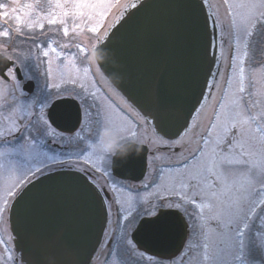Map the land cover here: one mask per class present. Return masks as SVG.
Returning a JSON list of instances; mask_svg holds the SVG:
<instances>
[{
    "label": "water",
    "instance_id": "obj_1",
    "mask_svg": "<svg viewBox=\"0 0 264 264\" xmlns=\"http://www.w3.org/2000/svg\"><path fill=\"white\" fill-rule=\"evenodd\" d=\"M210 17L204 0H139L95 48L103 73L153 124L157 121L151 112L158 107L167 111L169 119L162 124L166 137H176L189 125L214 71L217 48L204 55L209 41L217 42ZM0 62L12 63L2 53ZM32 88L33 82H27L25 89ZM53 115L61 130L75 129L79 104L58 99ZM127 144L125 154L113 157V171L139 179L145 172L146 146ZM10 209L14 245L26 264H90L107 223L103 196L86 174L75 170L37 177ZM165 211L157 223L144 224L131 235L140 248L159 256L176 254L187 233L181 214Z\"/></svg>",
    "mask_w": 264,
    "mask_h": 264
},
{
    "label": "snow or ice",
    "instance_id": "obj_2",
    "mask_svg": "<svg viewBox=\"0 0 264 264\" xmlns=\"http://www.w3.org/2000/svg\"><path fill=\"white\" fill-rule=\"evenodd\" d=\"M101 6L88 3L86 0H77L70 7L72 16L77 17L85 14L80 11L81 9H95ZM25 7L32 9L33 5L27 4ZM56 7L62 11L58 14L49 13L48 16L39 17V19H46L52 25L57 23L66 25L64 17H67L69 12L63 11L65 5L59 2ZM130 7H136V3H132ZM228 7L234 13L229 23V34L235 33L236 39L237 53L233 56L236 89L232 91L230 87L225 103L221 105V112L216 117V123L211 126V131L207 134V138L203 139L202 145L197 146L190 158L178 160V168L173 167V173L170 175L173 186L171 188L165 186V190L171 191L175 198L157 195L154 201L140 203L138 211H132L130 206L125 212L122 217L125 223L121 228V238L117 246L118 248L122 246L130 257H135L140 251L131 238V233L143 227L144 224L157 223L161 216L168 214L165 211L167 209L185 214L193 220L191 228L198 241L195 247L201 249V252L193 257L195 264H257L258 257L259 264H264V104L250 101L245 107L242 104L243 97L237 95L245 92L243 58L248 56V52L241 53L240 48L241 46L247 48L249 41L255 35L264 37V0H236ZM8 8L7 3L0 2V16L5 20L10 14L18 11L16 7H12L10 13ZM27 15L28 13H25V16ZM14 19L18 24L25 23L19 15L14 16ZM214 20L215 17H213ZM26 26L29 29L36 26L41 29L44 27L43 23L36 21H29ZM78 27L79 25H73V31ZM20 30L19 27L16 28L17 32ZM62 31L64 36L69 35L67 26H63ZM90 31L95 33L97 28L92 27ZM0 37L9 38L10 31L5 28L0 31ZM60 47L66 49L69 44H63ZM75 47L78 51L84 50L79 44ZM213 47L222 48V43L217 45L210 40L204 49L205 57L212 52ZM51 51L56 53L59 59L61 53L56 52L55 48H51ZM42 55L48 57L49 51L42 50ZM4 59L12 61V58ZM66 59L71 64L73 54H69ZM213 61L215 62V56ZM14 64L15 61H12L11 64L3 63L0 67V76L6 81L15 79L11 75L17 71ZM51 64L52 61L48 60L45 69L47 96L39 107L35 101L32 106H29L28 123L21 128L13 122L6 131H0V159L3 160L0 167H7L9 170L19 168L21 172L20 179L6 192L9 199L17 196L20 190L18 185L22 184L24 176L28 173L35 175V172L43 171L39 164H36L35 172H33V168L29 166L30 163L43 158L41 162L51 161L52 165L59 164L71 170L77 167V161L84 154L80 152L75 154V158L70 155L67 160H61L55 155L41 151L38 137L46 136L53 143H59L65 147L70 145L72 140V137L65 136L54 126L56 121L53 113L56 102L64 97L67 89H60L58 85L47 82V77L52 74ZM20 70L23 71V69ZM87 72L88 69L85 68L84 73L87 74ZM209 74L211 75V72ZM33 106L35 111L32 110ZM253 109L257 110L253 111ZM99 114L97 112L98 116ZM150 115L157 121L156 124H150L154 132L152 140L154 145H164L169 148L174 144L182 146V138L176 141L165 139L168 131L162 127V124L169 119L165 109L158 107ZM95 122L98 133L100 127L106 126L111 119L105 116L104 120ZM143 122L149 124L148 117H145ZM157 127L160 132H155ZM126 130L131 132L130 127ZM33 132L36 136H33ZM15 133H19L20 141L17 142L19 146L8 147L10 143L7 137ZM131 134L133 137L136 135L135 132ZM74 138L82 139V136L80 133H75ZM20 160L23 163H19ZM49 166L46 165V167ZM104 174L107 175V171ZM159 179H163V176ZM177 184L179 191L175 187ZM129 190L132 191L134 188ZM9 199L0 197V219L6 212L11 211L8 207ZM189 206H194L196 211L189 212ZM140 256L142 258L143 253H140ZM12 259L9 255L8 260ZM113 264H121L118 254L114 257Z\"/></svg>",
    "mask_w": 264,
    "mask_h": 264
},
{
    "label": "rangeland",
    "instance_id": "obj_3",
    "mask_svg": "<svg viewBox=\"0 0 264 264\" xmlns=\"http://www.w3.org/2000/svg\"><path fill=\"white\" fill-rule=\"evenodd\" d=\"M92 1L93 0H86V2L88 3H94ZM204 1L206 2L209 12L212 14V17H215L214 21L218 31L219 44L222 43V48H219V59L217 67L213 73L212 79L207 88L208 93L206 94V97L203 103L201 104V106L203 105V107L200 106L198 108L186 132H184L177 139L169 140L176 141L182 138V146L174 144L171 148L167 147L166 149H162V146L164 145H154L152 143V140L154 139V132L153 129L150 127V124H152L151 121L148 119L149 124H145L143 122L144 117H140L139 119L141 121V124L140 127H137V130L139 131L137 132L134 129V124L131 123L127 118H125L124 115L122 116L110 104V102L105 98V96L100 92V90L96 88L94 82L95 79L90 75V73H84V69L86 68L85 60L87 59L84 58V55L82 56V58L79 57V54H76V57L73 56V62L71 64L66 59V57L69 56V53H66L65 51L74 48L77 44L81 45V47L86 50L89 54H92L94 48L104 38V35L115 23V21L122 15L124 9L130 7L132 3H135V0H124L117 8V10L119 11L116 10L113 14L110 15L109 18L106 12L108 11V8L114 2H116V0H98L97 2L102 6L99 7V19L97 20L98 23L96 24H94V21H90L88 19L82 20L80 16H77L73 20L70 19L74 18L72 16V9L70 6L73 2H77V0H22V2L21 0H0V2H4L9 5L8 11L10 13L12 7H16L18 9L16 13L10 14L7 20L3 19V17L0 16V31L4 30L5 28L10 31L9 38L0 37V51L2 53H7L8 55H10L11 58H13L16 61V64H18L19 66L22 64L25 68L31 65L30 67L24 70L26 71L27 75L31 78H34L35 81L43 82L42 85L44 84L45 87L43 90L44 94L46 93V95L47 89L45 69L47 67V61L51 60L52 74L51 76L47 77V82L49 84L58 85L60 89H67L64 94H72L78 97L85 108L84 112L86 120L89 121L90 124L94 119H96L97 112H99V120H104L105 116L110 117L111 122L107 123L106 126H110L120 131L124 135L126 140L135 139L138 142L149 144L152 151H154L149 156V162L151 165L150 172H153V169L155 168L158 162L163 161L164 163H169L172 161L179 160L188 153H190L195 148L197 142L203 143V139H206L207 134L211 131V126L216 123V117L221 112V105L225 103V97L228 94L230 87L232 91H235L237 86L235 79L236 73L233 67L235 61L233 59L231 61L229 58H226L228 50V32L226 27L227 23L229 24L230 22H228L229 17L232 19V17L234 16L233 11L228 7V5L230 3L236 2V0ZM57 2L65 5L63 11L69 12V15L67 17H64V19L66 20V25H63L69 28L68 36H64L62 31V25L60 26L58 25V23L52 25L49 24L46 19H39V17L48 16L49 13H60L62 9L56 7ZM27 4H32V9H28L27 7H25ZM40 7H43V11H41ZM86 11H90V9ZM25 13H28V15L25 16ZM16 15L21 16L25 20V23L18 24L17 21L14 19V16ZM70 20L74 22L70 23ZM29 21L43 23L44 27L43 29H41L36 26L29 29L26 26ZM97 24H99L97 32H91L90 29L92 27H95V25ZM73 25H79V27L75 31H73ZM17 27L21 29L19 32L16 31ZM60 35L62 40H59L57 38V36L59 37ZM73 35H77L76 37L78 39L76 41L74 40ZM97 37L100 38L97 39ZM53 38H57V41L51 42ZM63 44H69V47L66 49H61L60 45ZM51 48H55L56 52L61 53L59 59L57 58L56 53L51 51ZM42 50L49 51V56L45 59L42 55ZM76 51H78V49H76ZM244 51L248 52V56L243 58V67L245 69L243 73V83L245 87V92L238 93L237 95L243 97L242 104L245 107H247V104L250 101H256L260 104H264V37L260 35H255L249 41L247 48L241 46L240 52L242 53ZM236 53L237 49L235 44L234 56L236 55ZM37 57L39 59H37ZM89 59L90 61H93L92 57ZM43 64L45 65L42 66ZM92 64L94 65L95 63L92 62ZM227 64H231L229 66L230 74H228L227 71H224L225 67H227ZM37 66H42L40 71L37 69ZM95 70L98 79L105 85V87H107L106 78L102 76L99 70H97L96 68ZM4 81L5 80L0 76V82L4 83ZM81 85H83L84 89H79ZM9 90L8 92H13L12 95L13 98H15L14 93H16V90L14 88L13 90ZM50 90L55 91V89ZM3 92L4 91H2V89L0 88V101L4 100ZM215 96H217L216 99ZM222 96L223 98L221 100ZM214 99L215 102H213ZM10 107L12 106L10 105L4 111V118L6 119V121H8V128L12 125L13 122H16L17 119L15 116L16 107L12 110ZM256 110L257 109H253V111ZM209 112L214 118V122L210 124V127L208 128L207 121H209ZM128 127L131 128V132L126 130ZM132 132L136 133L134 137L131 134ZM77 141L78 139L73 137L69 149L63 154L57 152L56 158L60 157L61 155L70 156L80 153L81 151L79 149V146L75 145ZM72 146H76L77 148ZM176 147H179L177 151L176 149L174 150V148ZM92 152H88L86 156L84 155V157L92 159V161L94 162L93 167L99 171V176L103 179L104 182L109 183L110 189L115 194L118 192V200H121V202L124 203L114 209V212L117 211V213H115L114 215L111 214V225L109 224L110 227L108 228V231L105 232L106 237L104 244L102 245L101 250L99 249V253L96 255L95 258L96 260L97 258H99V260L93 261L92 264H113V259L117 254L121 258V264H195L193 257H196L201 252L200 248L195 247V245L198 243L195 236L194 240L193 238L191 239L189 247L185 248L181 255H178L177 257L170 260H161L159 258L149 256L141 250L139 251V253H137L135 257H130L124 251L122 246L120 248H118L117 246L118 241H120L121 238V228L125 223L122 217L125 215V212L129 209L130 206H132L133 210L142 202L154 201L157 195H160L162 197L175 198L171 191L165 190V186L169 188L173 186L172 182L170 181V175L173 173V167H163V169L157 171L155 174L158 175V177L163 176V179H159V181L150 189L146 191L143 190V196H135V194L129 192V186H131L130 184H125L122 180H118V178L113 176L112 171L110 170L109 163L111 157L103 156L100 153ZM174 152H177L178 154H175ZM77 162L80 165L83 164L82 158H80ZM105 171H107V175L104 174ZM20 177L21 172H19V169H7V186H5V188L8 190L18 179H20ZM146 180L147 178L142 180V182H145ZM108 183L106 184L108 185ZM175 187L177 191H179V185L177 184L175 185ZM107 189L109 190L108 187ZM189 208L192 209L193 206H189ZM138 210L139 208L133 211L135 212ZM187 219L190 220L191 223L193 222L192 219L188 217ZM0 222L2 224V222L4 221L0 219ZM7 230L8 225L6 223L4 225L3 232L0 231V234L6 233ZM112 235L113 239L111 240V246H108L107 241L111 238ZM192 243L194 244L192 245ZM190 248L192 249L191 251ZM140 253H143L142 258L140 256ZM7 254L8 255L5 254L6 259H8V256L10 255L9 253ZM11 261L7 260L5 262L7 264H13Z\"/></svg>",
    "mask_w": 264,
    "mask_h": 264
},
{
    "label": "flooded vegetation",
    "instance_id": "obj_4",
    "mask_svg": "<svg viewBox=\"0 0 264 264\" xmlns=\"http://www.w3.org/2000/svg\"><path fill=\"white\" fill-rule=\"evenodd\" d=\"M97 1L98 0H96V1L93 0L92 2H94L93 4H99ZM86 10H88V9H81L80 10V11L85 13L83 16H80V18L82 20L88 19L90 21H94V24L98 23L97 20L99 19V7L95 8V9H90V11H86ZM75 18L76 17L70 18V19L73 20ZM71 20H70V23L74 22ZM58 25H60V24L58 23ZM83 27H87V26H83ZM95 27L98 29L99 24L95 25ZM59 30H60V27H59ZM21 36H22V34H21ZM76 36L77 35H75V36L73 35L75 41L78 39ZM57 38L59 40H62L61 35L59 37L57 36ZM65 52L66 53L68 52L69 54L73 53L74 57H76V54H79L80 58H82V56L84 55V58H87L85 60V66L88 69L89 73L96 72L95 68L97 70H99V68L95 62L93 51H92V54H89L86 50H83V51L74 50L73 51V49L72 50L68 49ZM91 57L93 58V61H90L89 58H91ZM92 62H94L95 64L93 65ZM15 66H16V64L14 65V68H15ZM30 66H27L24 68L23 65L21 64L19 66V69H23V71L20 70V72H21L20 77H18L16 74V71H14L11 74L15 77L14 80L4 81V83L0 82V88L2 89V91H4L3 92L4 100L0 101V131H6L8 129V127H7L8 121H6V119L4 118V115H5L4 111L7 109V107H9L11 105L12 106V107H10L11 110L16 107L15 116L17 119H16L15 123L18 124L21 128H23V126L28 123V119L30 118V113L28 111L29 106H32L33 101H35L37 107H39L40 104L45 100L46 93L44 94L43 89L45 87H44V84L42 85L43 82H37V81H35L34 78H29L26 71L24 70ZM42 66H44V65H42ZM42 66H37V69L40 71ZM78 67H79V65H78ZM30 79L34 81V86H33L34 88L31 92H28L24 89V84H25V81L30 80ZM4 85H8L9 87L5 88ZM95 85H96V88L99 90V87L97 86L96 83H95ZM13 88L16 90V93H14L15 98H13V95H12L13 92H8L9 89L13 90ZM79 89H81V87ZM85 92H86V90H85ZM64 96H73V95L64 94ZM109 97H111V96L109 95ZM112 100L115 101L114 98H112ZM109 101H111L110 98H109ZM80 104H81V121H80L78 127L72 131H67V132H63L60 130H58V131L63 132L65 136L72 137V138L74 137L75 133L81 134L82 139H78V141L75 143V145L79 146L80 151L84 153L83 157H81L83 164L80 165L77 162V167L73 168L72 170H80V171L85 172L88 175V177L90 178V180L93 181L97 185V187L101 190L102 194L104 195L105 203H106V206L108 209V218H109L108 219V227H107V229H108L109 224H110L109 221L111 218V214H113V207L115 205V200L113 199V197L111 195H109L107 193V184L106 183H108V182H104L103 179L99 176V171L93 167L94 162L92 161V159L88 158V157H84V155L86 156V154L88 152H92L91 148L89 147L88 142L90 140L95 139L94 134L97 132V127H98L95 121L99 120V116L97 115L96 119H94L90 124L89 121L86 120L85 112H84L85 108H84L82 102H80ZM110 104H111V102H110ZM32 110L35 111V106H33ZM70 110H72V109L70 108ZM33 136H36L35 132H33ZM7 139L9 140V143H10L8 145V147H12V146L18 147L19 146L17 143L18 141H20L19 133H15L13 135H10L7 137ZM38 139H39V144L41 146V151L48 152L49 155H55L56 156L57 152H59L60 154L61 153L63 154L71 146V145H68L67 147H65L59 143H53L46 136L45 137H38ZM76 146H72V147H76ZM162 147H163L162 149L167 148V146H162ZM175 149L177 151L179 149V147L174 148V150ZM92 153H94V152H92ZM151 153H153V152H151ZM71 156H73V158H75V155H71ZM60 157H58L57 159L67 160L69 158V156H65V155H61ZM42 160H43V158H40L39 160L35 161L34 163H30L29 166H31L33 168V172H35V165L39 164L40 168L43 169V171L35 172V175H33V173H28V175H26L23 178L22 184L27 183L29 180L33 179L34 177H36L39 174H42V173H45V172H48L51 170L68 169L67 167H62L59 164L52 165L51 161L41 162ZM18 162L23 163L22 160H20ZM0 163H3L2 159H0ZM46 165H50V166L46 167ZM150 166L151 165L149 163V166H147L146 172H145L144 176L142 177V180L147 178V180L144 182V186H141L142 180H139V181L127 180V182L124 181L126 183H130L131 188H134V190L130 191V193L135 194V196H143V192H141L142 187H143L144 191L148 190L151 187V184H152L153 180L155 179V175H156L155 173L156 172H150V169H151ZM7 169H8L7 167H0V197L6 198V199H8V197L6 196L7 189L5 188V186H7ZM17 169H19V168H17ZM19 172H20V170H19ZM132 179H134V178H132ZM195 211H196V209L193 206V208L189 212H195ZM2 220L4 221V224H5L6 220H7V212L4 214ZM1 227L2 226H1V222H0V231H1ZM192 237L194 240V236H192ZM193 244L194 243H192V245ZM4 245H5V243L4 242L2 243V240L0 239V264H7L5 261L8 260L5 257V254L7 255V253L5 251L6 247ZM185 246H186V244H185ZM3 248H4L5 252L3 251ZM14 260H15L14 261L15 264H19L20 260L17 256H15ZM257 261H259V258Z\"/></svg>",
    "mask_w": 264,
    "mask_h": 264
},
{
    "label": "clouds",
    "instance_id": "obj_5",
    "mask_svg": "<svg viewBox=\"0 0 264 264\" xmlns=\"http://www.w3.org/2000/svg\"><path fill=\"white\" fill-rule=\"evenodd\" d=\"M4 58H11L10 55L4 53ZM5 88L9 87L4 85ZM95 139L88 142L93 152L100 153L103 156L115 157L123 155L128 150V144L124 135L110 126H101Z\"/></svg>",
    "mask_w": 264,
    "mask_h": 264
}]
</instances>
